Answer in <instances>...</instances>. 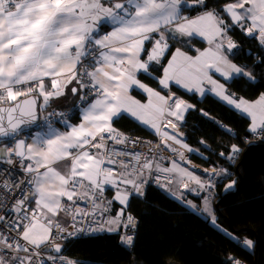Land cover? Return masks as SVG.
<instances>
[{"label":"snow or ice","instance_id":"1","mask_svg":"<svg viewBox=\"0 0 264 264\" xmlns=\"http://www.w3.org/2000/svg\"><path fill=\"white\" fill-rule=\"evenodd\" d=\"M188 9L195 14L185 15ZM105 25L109 31H102ZM233 29L258 40L264 51V0H224L219 7H209L206 0H0V138L12 141L0 147V164L25 175L16 180L11 169H0L7 174L0 194L13 199L11 205L0 201L7 209L0 214V264H77L50 254L61 253L56 241L65 239L66 232L72 237L85 231L128 230L120 241L133 246L137 221L125 209L131 196L144 194L154 172L176 173L185 188V178L201 190L214 187L175 161L170 168L155 163L151 142H146L148 153L136 151L145 142L113 125L127 117L147 126L160 137L156 149L163 145L189 163L166 142L193 151L177 138L175 122L193 105L171 85L204 95L207 83V91L250 118V133L264 136V92L251 100L237 97L213 78L218 73L232 80L235 74L255 81L250 69L229 59L228 53L237 47L229 34ZM196 42H206L207 47H194ZM141 75L167 92L142 82ZM65 90L85 104L80 122L61 119L65 130L59 131L49 121L48 130L35 132L31 142L20 138L24 127L36 124L38 107L46 109ZM133 91L146 94L147 102L136 99ZM169 125L175 134L163 130ZM115 145L124 147L117 150ZM239 152L233 145L228 159ZM212 178L210 173L209 181ZM22 184L30 185L27 191ZM106 188L115 189L111 200L104 199ZM113 201L123 206L115 216L102 224L96 221L97 228L77 227L87 217L110 212ZM81 202L90 206L82 208ZM204 210L212 215L208 198ZM62 213L71 218L73 232L57 219ZM212 223L216 225L214 215ZM226 235L238 245L253 247L251 240ZM227 264L241 261L230 257Z\"/></svg>","mask_w":264,"mask_h":264},{"label":"trees","instance_id":"2","mask_svg":"<svg viewBox=\"0 0 264 264\" xmlns=\"http://www.w3.org/2000/svg\"><path fill=\"white\" fill-rule=\"evenodd\" d=\"M206 3L219 7L224 0ZM184 14L194 15L195 10H185ZM229 34L237 44L228 53L229 59L250 69L255 81L238 77L225 86L237 97L254 99L264 92V51L257 40L239 29ZM194 47L203 48L204 44L196 42ZM175 93L194 107L183 126L186 144L200 153L191 154V161L199 167L221 166L227 171L211 198L218 228L150 186L143 199L131 196L125 209L138 220L130 251L119 244L117 236L98 234L63 244V256L81 264H227L230 257L241 264H264V136L254 138L247 118L211 96L199 98L182 90ZM233 145L240 152L231 164L226 156ZM231 180L235 181L234 190L223 192V186ZM112 211H117L114 204ZM219 228L241 242L251 240L253 247L249 250L242 243L238 245Z\"/></svg>","mask_w":264,"mask_h":264},{"label":"built area","instance_id":"3","mask_svg":"<svg viewBox=\"0 0 264 264\" xmlns=\"http://www.w3.org/2000/svg\"><path fill=\"white\" fill-rule=\"evenodd\" d=\"M163 92L166 93L167 90H164ZM83 105H84V103L78 97L77 100L72 105H70L69 107H67L65 109H62V110H50V111L43 112V114L41 112H39V118H38V121L36 122V124L24 127L23 133H30V132L35 131V130L47 128V123L49 121L52 122V126L62 125V123L58 122L61 119H67L68 122H69L73 117H75L76 113L83 107ZM50 113L62 114V116L61 115H50ZM169 119H172V118H169ZM175 122L178 125L177 131H178L179 135L177 136V138L179 140L186 141V135H185V132L183 131V125L179 124L177 121H175ZM224 129H226V127ZM163 130H169L170 133L175 134V133H173V130L171 129L170 125L168 127L163 128ZM125 134L128 137H130L131 139H137V140H140L142 142H145V143H142V144L138 145L136 147V149H135L136 151H139V152H142V153H148L149 145L146 142H151V146L154 149V151L151 153V155L154 157L155 163H159L162 167H166L167 164L171 165L172 162L175 161L177 164L180 165V167L186 168L187 170L192 171V172H194L195 170L197 171L198 168H201V172H198L197 177L200 178L201 181L204 182L205 184H208L209 182H211L214 185V187H212L211 189H206L209 193L213 194V191H214L213 189L220 182L219 181L220 169L218 168V166L199 167L197 165H194L192 163L190 157L184 151V149L179 147V146H177V145H175V144H173V143H169V144H171L173 148H176L178 150V152H182L184 154V157L186 158V160L189 161V163H186L185 160H181L179 158V156L177 155V153H174V152L168 151L166 149H163V145H161V147L159 149H156L155 146L160 143V137L159 136H156L154 138H148V137H143V136H139V135L131 134V133H125ZM254 136L257 137V138L262 137V136H258L256 134H254ZM5 141H7L9 143L12 142L11 139H6V140L0 139V147L4 146V142ZM114 147L117 150H121L124 146L115 145ZM128 150L131 151L132 147L129 146ZM229 155H231V152H230ZM238 155L239 154H236L233 159H231V160L229 159V162L231 164L235 163L236 160L238 159ZM220 156H222V155L220 154ZM161 157H163V158H161ZM191 168L193 170H191ZM0 169H11L12 179H16V180L25 179L24 173L20 172L19 169L11 168V166H9L7 164H0ZM213 169H215L216 171L213 172L212 171ZM210 173H211V175L213 177L211 179V181H209V174ZM172 174L173 173L165 174V173L154 172L153 173V178H148L147 179V183L144 185V188H143L144 194L142 196H137V197L143 199L144 196H145V192H146L147 188L150 187V186L155 188V189H157V190L169 191L171 186H173L174 183H175V179H174ZM5 175H7V174L6 173L5 174H0V182H2L4 180ZM166 176L170 177L173 182L172 183H167V180L165 179ZM165 184H167V187H162L161 186V185H165ZM21 187L24 188L25 191H27V187H30V185L26 186V185L22 184ZM181 188H184L183 184L181 185ZM133 196H136V195H133ZM104 199L105 200H109L108 197H107L106 192L104 193ZM0 201H3V203L7 204V205H11L13 203V199L11 197L4 198L2 194H0ZM79 206L83 208V207H87V206H90V205H85L83 202H81ZM6 211H7V209L5 207H0V214H4ZM116 213H113L112 205H111L110 212L105 213L103 215H100L98 213L97 216L95 217V219H93L92 217H87L81 223L77 224V227H83L85 229H88L90 227L91 228H97L98 225H97L96 221H99V223L102 224V223H104V221L106 219H110L113 216H115ZM126 214H130V213L126 212ZM60 217H63L65 219V221H63V222L59 220L60 223L63 224L67 228L68 232H73L74 229H72L70 227V224L72 223L71 218L68 217V216H65L63 213L60 215ZM77 219L79 220V218H77ZM135 219L137 221V226H136V229L134 230V241H135V234L137 233V229H138V220H137V218H135ZM126 231H128V230H122L120 232H109V231H106V230L105 231H95V232L85 231L83 233H78L77 235L72 236V237H68L67 236V232H66V233L63 234L66 238L65 239H58L56 241V243L60 244L61 247H62L63 244L65 245V244H67L69 242H73V241L78 240V239H86V238H89V237H92V236H96L98 234L113 235V236H117L118 237L119 244L124 249L130 251L133 246L129 247V246L123 245L121 243V241H120V236L125 234ZM12 235H14V233ZM50 254L53 255V256H57V257L60 256V255H63L62 254V250H61V253H59V254H57L55 252H50ZM47 264H52V262L48 261ZM56 264H59V261H57ZM77 264H81V263L79 261H77Z\"/></svg>","mask_w":264,"mask_h":264},{"label":"crops","instance_id":"4","mask_svg":"<svg viewBox=\"0 0 264 264\" xmlns=\"http://www.w3.org/2000/svg\"><path fill=\"white\" fill-rule=\"evenodd\" d=\"M109 30H110V26H108V25H105L104 28L102 29V31H109ZM245 36H247V35H245ZM247 37H249V36H247ZM257 42H258V40H257ZM203 44H204V47H207L206 42L203 43ZM153 75H157V73H153ZM141 76H143V75H141ZM234 77L235 78L236 77L238 78V76H235V74H234ZM213 78L214 79H217L218 82L223 83V84H225V83H227L229 81V80H224V78L223 77H220L218 73L214 74L213 75ZM141 80H142V82L148 84L150 87H153L154 89H156L158 91H161L162 94H164V92H163L164 90H162L160 88V86L158 85V82L153 81L151 79H147V78H141ZM71 86L72 85H69V88ZM171 88H172V91L174 93L176 92V90H182L184 92H187L184 89L178 88L174 84L171 85ZM204 88L206 89L204 95H201L200 93H197V92H187V93L194 94V95L198 96L199 98L205 97V96H211V97L217 99L218 101H220L221 103L225 104L226 106L230 107L231 109H233L239 115L247 118L249 120V122H250V118L247 117L246 114L240 113L235 108L227 105L226 102L221 101L217 96H215L214 93H212L211 91H207V89H210L211 88V85H209V84L206 83L204 85ZM132 94L134 95V97L136 99L141 100V102H143V103H146L147 102L146 94H143L140 91H133ZM78 97H79V95H73L70 91L65 90V95L60 96L59 98H53V99H51L49 101V106L46 109H42V108H39L38 107L39 112H41L43 114V112L50 111V110H62V109H65V108L69 107L70 105H72L77 100ZM42 103H43V99L41 97V98H39V105H41ZM84 106H85V104L76 113L75 117H73L68 122L69 124H78L80 122V117H82V113H83ZM193 108L194 107L190 108L189 110H192ZM189 110L184 113V119L182 121H177L179 124H182L184 126V120H185V117L188 114ZM172 119H174V118H172ZM113 126L115 128H117L118 130H120L121 132H124V133H131V134H136L137 133L136 135L143 136V137H148V138H154V137L157 136L154 133V130L153 129H150L147 126L140 125L137 122H134L133 120H131V119L127 118V117L122 118V119H119V120H116L114 122V125ZM53 128H56L59 131H64L65 130V127H64L63 124L62 125H55V126H53ZM47 130H48L47 128H44V129H39V130L32 131L30 133H23L20 138L26 139L27 142H31L32 136L34 135L35 132L39 131V132L43 133V132H46ZM164 131H167V132L170 133L169 130H164ZM170 134H172V133H170ZM181 141L186 144V141H184V140H181ZM166 142L167 143H172L171 141H166ZM175 145H177V144H175ZM177 146L180 147V145H177ZM188 147L191 148L193 151H188L185 148H183V149H184V151L186 152V154L189 157H190L191 154H196V155L200 156V153L197 150H195L194 148L190 147L189 145H188ZM171 166H172V164L171 165L170 164H167L166 165V167H169V168ZM222 172L223 171L220 170V174H221L220 176L223 177V176H226L227 175V174H224L223 175ZM172 175H173V177L175 179L174 185L171 186V188H170L169 191H163V192H168L167 195L169 197L173 198L174 200H177L185 208H187L188 210H190V211L194 212L195 214L199 215L203 219L208 220L209 223L213 227L218 228L217 223H216V225H213V223H212V215H214L213 212H212V215H210L208 212L207 213H202L203 212L202 210H204V198H208V193L209 192L207 190H201V189H199V187L194 182L187 181L186 178L184 179V182H186L188 184V187L187 188H185V187L184 188H181V185H178V183L181 182L180 177L176 173H173ZM195 175L197 176V174H195ZM233 181L234 180H231V181L225 183V185L223 186V192H229V191L234 190L235 183H234V185H233V187L231 189L226 190L227 189V185L230 184V183H232ZM105 192L107 194L108 199L111 200L113 198L114 193H115V189L106 188V191ZM209 195H210V197H209V200H210L212 198L213 194L209 193ZM113 204L117 206V211L116 212H118L120 210V208L123 207L122 205H120L116 201H113ZM193 205L195 207H193ZM34 206L35 205H33V207ZM211 207H212V204H211ZM206 215L208 217H206ZM57 219L60 220V221H62V222L65 221V219L63 217H58Z\"/></svg>","mask_w":264,"mask_h":264},{"label":"rangeland","instance_id":"5","mask_svg":"<svg viewBox=\"0 0 264 264\" xmlns=\"http://www.w3.org/2000/svg\"><path fill=\"white\" fill-rule=\"evenodd\" d=\"M237 78V77H236ZM234 79H235V77H234ZM229 81H231V80H229ZM201 156H203V155H201ZM212 166V165H211ZM203 167V166H202ZM205 167H209V166H205ZM218 168L219 169H222V174L224 175V174H227L226 172L227 171H225L226 169H224L223 167H221V166H218ZM221 175V174H220ZM219 175V178L220 177H222V176H220ZM183 183H181V182H179L178 183V185H182ZM213 190H215V188L213 189ZM165 193H168V192H165ZM213 193H214V191H213ZM209 197H210V195H209V193H208V199H209ZM190 199V198H189ZM210 208H211V211L213 212V214H214V208H213V206L211 207V199H210ZM203 212L202 213H207L205 210H202ZM206 217H208L207 215H206ZM220 229V228H219ZM224 234H226V233H228L225 229H220ZM62 248V247H61ZM249 249V248H248ZM250 250V249H249Z\"/></svg>","mask_w":264,"mask_h":264},{"label":"bare ground","instance_id":"6","mask_svg":"<svg viewBox=\"0 0 264 264\" xmlns=\"http://www.w3.org/2000/svg\"><path fill=\"white\" fill-rule=\"evenodd\" d=\"M183 131L185 132L184 129H183ZM252 134H253V133H252ZM253 137H254V138H257V137L254 136V134H253ZM238 154H239V153H238ZM226 158L228 159V156H226ZM228 160H229V159H228ZM192 163H193V162H192ZM193 164H194V163H193ZM194 165H196V164H194ZM191 170H193V169L191 168ZM220 170L222 171V169H220ZM194 173H195V174H198V172H197L196 170L194 171ZM221 180H222V178H220V182H219V183H221ZM227 182H229V181H227ZM135 237H136V234H135ZM134 242H135V241H134Z\"/></svg>","mask_w":264,"mask_h":264},{"label":"water","instance_id":"7","mask_svg":"<svg viewBox=\"0 0 264 264\" xmlns=\"http://www.w3.org/2000/svg\"><path fill=\"white\" fill-rule=\"evenodd\" d=\"M37 104H38V106H39V98H38V100H37ZM37 116H38V118H39V109H38V111H37ZM37 121H38V120H37ZM0 139L6 140V139H10V138H0ZM197 172H201V169L198 168V169H197Z\"/></svg>","mask_w":264,"mask_h":264},{"label":"flooded vegetation","instance_id":"8","mask_svg":"<svg viewBox=\"0 0 264 264\" xmlns=\"http://www.w3.org/2000/svg\"><path fill=\"white\" fill-rule=\"evenodd\" d=\"M176 94V93H175ZM177 95V94H176ZM178 96V95H177ZM181 98V97H180ZM219 181H220V179H219Z\"/></svg>","mask_w":264,"mask_h":264},{"label":"clouds","instance_id":"9","mask_svg":"<svg viewBox=\"0 0 264 264\" xmlns=\"http://www.w3.org/2000/svg\"><path fill=\"white\" fill-rule=\"evenodd\" d=\"M201 169V168H200ZM161 191V190H160Z\"/></svg>","mask_w":264,"mask_h":264}]
</instances>
